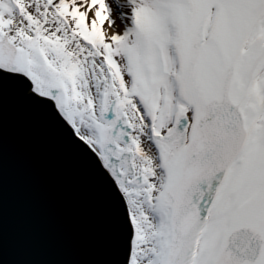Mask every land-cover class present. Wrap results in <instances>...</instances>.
<instances>
[{"label": "snow or ice", "instance_id": "1", "mask_svg": "<svg viewBox=\"0 0 264 264\" xmlns=\"http://www.w3.org/2000/svg\"><path fill=\"white\" fill-rule=\"evenodd\" d=\"M82 4L0 0V91L103 178L119 264H264V0Z\"/></svg>", "mask_w": 264, "mask_h": 264}, {"label": "water", "instance_id": "2", "mask_svg": "<svg viewBox=\"0 0 264 264\" xmlns=\"http://www.w3.org/2000/svg\"><path fill=\"white\" fill-rule=\"evenodd\" d=\"M118 213L92 163L8 85L0 91V264H119Z\"/></svg>", "mask_w": 264, "mask_h": 264}, {"label": "bare ground", "instance_id": "3", "mask_svg": "<svg viewBox=\"0 0 264 264\" xmlns=\"http://www.w3.org/2000/svg\"><path fill=\"white\" fill-rule=\"evenodd\" d=\"M105 2L109 5L111 4L113 11L109 17V21H105V24L101 26V30L104 31L107 35H111L113 32L122 33V31L127 26V20L122 19L120 13L125 10L123 8H117L116 5L117 4L123 5L126 3V0H105ZM87 4H90V0H83V4L81 5V10L85 11L87 9L86 7ZM87 10L88 12H90L89 16L93 19L95 10H89V9ZM110 22H112L111 27H109Z\"/></svg>", "mask_w": 264, "mask_h": 264}, {"label": "rangeland", "instance_id": "4", "mask_svg": "<svg viewBox=\"0 0 264 264\" xmlns=\"http://www.w3.org/2000/svg\"><path fill=\"white\" fill-rule=\"evenodd\" d=\"M110 6H111V4H110ZM85 11H88V10L86 9ZM91 19H92V18H91L90 16L86 19V22L89 23V26H90V20H91Z\"/></svg>", "mask_w": 264, "mask_h": 264}]
</instances>
